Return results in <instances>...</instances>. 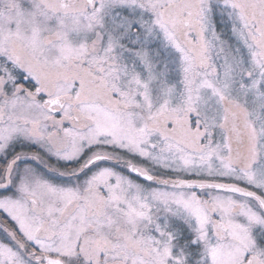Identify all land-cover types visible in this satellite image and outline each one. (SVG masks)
I'll return each mask as SVG.
<instances>
[{"label": "snow or ice", "instance_id": "snow-or-ice-1", "mask_svg": "<svg viewBox=\"0 0 264 264\" xmlns=\"http://www.w3.org/2000/svg\"><path fill=\"white\" fill-rule=\"evenodd\" d=\"M0 264H264V0H0Z\"/></svg>", "mask_w": 264, "mask_h": 264}]
</instances>
